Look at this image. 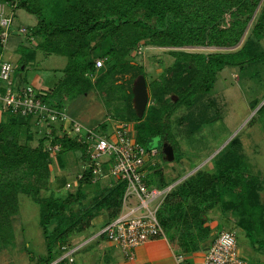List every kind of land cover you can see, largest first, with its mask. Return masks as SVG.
Listing matches in <instances>:
<instances>
[{
    "label": "trees",
    "instance_id": "trees-1",
    "mask_svg": "<svg viewBox=\"0 0 264 264\" xmlns=\"http://www.w3.org/2000/svg\"><path fill=\"white\" fill-rule=\"evenodd\" d=\"M0 4L8 12L23 9L37 19L24 34L31 46L21 55L18 70L34 61L37 51L66 59L57 84L38 92L43 103L61 111L69 106L67 101L73 102L96 87L110 95L121 93L124 105L116 108L121 115L115 118L135 122V141L146 148L157 145L160 156L163 143L171 145L175 160L177 140L170 120L177 109L186 110L179 124L190 138L219 119L209 115L203 103L219 72L236 68L253 78L251 71L259 76V66L264 67V0H0ZM249 25L250 31L235 52H170L174 64L167 73L175 75L166 78L162 74L149 84L153 104L141 118L132 106V87L126 93L122 84L115 87L113 83L116 74L124 76L134 71V77H146L143 68L132 65L128 58L142 41L161 48H234ZM2 31L0 27V35ZM3 47L0 37V61ZM98 59L104 60L101 69L95 67ZM72 107L67 111L76 118L77 111ZM0 114V249L15 246L13 221L19 215L18 196L22 194L39 208L38 226L44 240L45 253L30 256V263L66 264L67 258L57 261L65 253L63 248L71 247L73 239L91 227L100 210L107 214L105 224L120 214L125 182L115 181L88 198L85 188L100 179L94 181L88 167L93 162L82 139L66 135L61 123L57 127L50 124L47 134L39 136L33 145L32 128L43 124L39 118L4 111L1 105ZM257 115H264V102L249 123ZM109 127L110 123L100 124L96 131H108ZM75 151L80 152L83 163L81 178L80 173L74 176V184L62 180L58 190L64 189V196L55 195V189L40 197V192L50 186L51 164L57 161L60 170L67 168L66 156L74 157ZM246 157L240 138L234 136L210 160L213 172L199 169L165 196L157 218L178 255L198 250L209 234L206 215L216 208L232 214L237 229L254 249L264 247V204L260 199L264 182L248 170ZM147 184L160 189L169 186L156 170L148 174ZM99 236L108 241L107 234Z\"/></svg>",
    "mask_w": 264,
    "mask_h": 264
},
{
    "label": "rangeland",
    "instance_id": "rangeland-1",
    "mask_svg": "<svg viewBox=\"0 0 264 264\" xmlns=\"http://www.w3.org/2000/svg\"><path fill=\"white\" fill-rule=\"evenodd\" d=\"M259 9L254 16V21ZM10 10L9 12L6 10L5 13L12 17V26L9 30L7 42L3 47L1 62L11 64L13 69L12 78L15 82L31 86L40 92H46L48 89L54 87L62 78V68L66 64V59L57 55L47 56L37 51L35 60L27 63L24 68L21 66L22 69L18 70L17 67H19L21 55L24 51H29L27 49L31 46L26 40L27 36L18 30L22 27L32 28L36 25L37 19L34 15L27 13L23 9ZM250 28L251 26L249 25L242 41L234 48L191 46L161 48L146 45L142 41L131 51L128 58L132 65L143 68L146 77L143 75L134 77V71L124 76L116 74L113 83L115 87L122 84L125 87L126 93L129 91L128 87H132V106L137 114L134 92L137 91L138 85L142 81L141 78L144 79L147 89V102L142 115L138 116L137 114L141 118L146 113L148 106L153 104L149 84L162 74L166 78L170 76L174 77L175 75L167 73L169 68L174 64V58L170 55V52L184 51L205 55L235 52L242 45ZM258 70L259 76H254L256 72L251 71L253 78L251 76L247 77V75L242 74L236 68L227 67L219 72L214 87L203 98V103L207 106L209 115L218 117L219 119L211 122L202 132L196 133L190 138L186 137L182 132L183 127L179 124L181 115L186 113V110L184 107L178 108L170 120L171 128L175 131L177 140L178 151L176 150L175 153L176 160L174 157V160L168 163L164 161L163 154V156L158 155L154 158L156 167H147L146 172L153 173L154 170L159 171L167 183H173L176 179L180 182L183 181L189 174H193L199 169L209 171L212 166L210 160L236 136L240 138L243 144L244 153L247 156L245 162L248 170L254 174L261 173L264 178V172H262L264 170V115H257L255 121L249 123L257 109L264 102V67L262 69L259 66ZM94 78L95 76L92 77V79ZM103 90V88L99 87L93 88L77 100L73 102L67 101V105L69 106L66 107L67 109H71L73 106L72 108L77 111L76 118L86 126L96 127L100 124H106V126L108 124L109 126L110 123L108 129H111V123L115 124L120 121H126L115 118V115H121L119 110L116 112V108H121L124 105V98L121 93L115 95L112 93L110 95L109 93L106 94V90ZM173 100L176 101L177 98L173 96ZM127 122L130 124L135 135L136 123L132 121ZM55 126L57 127L58 125L56 124ZM46 127L45 123H43L40 124V128H36V126L32 128L35 139L32 142L33 145L37 143L36 139L39 136L47 134ZM37 130L38 132H36ZM73 156H70V154L66 156L67 168L63 170L58 168L57 161L51 164L52 178L50 186L48 189L40 192V197L48 196L55 189V195L64 196L65 190H58L62 180L74 184V176L83 170V163L81 157H79L80 152H73ZM171 164H175V169L171 168ZM193 165L196 166L192 167ZM184 174L185 177L181 178V175L183 176ZM179 178L181 179L179 180ZM103 188H108V185ZM103 188L101 187V183L97 182L90 187H86L85 193L88 198H91L97 191L104 190ZM18 200L19 215L13 221L16 236L15 246L0 249V264H5L6 262L8 264H29L30 256L33 257L37 254L45 253L43 236L38 226V206L30 198L22 194H19ZM86 201H84V204H87ZM75 209H77V206H75ZM102 213H105L104 209L100 210L95 218ZM92 246L90 245L87 249L77 252L74 255L75 263L73 264H93L99 261L101 257L100 251L97 252ZM66 264L72 263L68 262ZM250 264L253 263L250 261Z\"/></svg>",
    "mask_w": 264,
    "mask_h": 264
},
{
    "label": "built area",
    "instance_id": "built-area-1",
    "mask_svg": "<svg viewBox=\"0 0 264 264\" xmlns=\"http://www.w3.org/2000/svg\"><path fill=\"white\" fill-rule=\"evenodd\" d=\"M6 6L0 4V35L5 44L12 26V17L8 16ZM27 28H19L25 34ZM104 66V60L96 61V69ZM12 66L0 61V105L4 110L21 115L33 114L45 126L60 125L71 138H79L87 145L86 153L91 160L94 181L107 175L115 181L125 182L120 214L105 224L100 233L107 234L108 241L115 243L128 258L132 257V249L152 239L165 237V232L157 218V211L165 196L173 186L160 189L147 184L146 168L156 166L154 158L159 155L156 147L146 148L135 141V135L128 122L111 123L108 131H96L73 118L63 108L43 103L38 92L31 86L17 83L12 78ZM51 147L48 149L50 150ZM55 149H57L55 147ZM81 173L78 179L81 178ZM70 185L67 184V187ZM73 246V247H72ZM64 247L65 253L57 261L70 257L78 249L75 245ZM182 262V256H178ZM202 264H250L238 253L237 237L233 231H221L208 249Z\"/></svg>",
    "mask_w": 264,
    "mask_h": 264
},
{
    "label": "crops",
    "instance_id": "crops-1",
    "mask_svg": "<svg viewBox=\"0 0 264 264\" xmlns=\"http://www.w3.org/2000/svg\"><path fill=\"white\" fill-rule=\"evenodd\" d=\"M171 166V168L175 169V164H171ZM210 169L211 170L209 171H205L213 172V166H211ZM262 172H264V170ZM185 174L183 176L181 175V178H184ZM190 175L191 174H189V176ZM257 175L261 176L264 182V178L262 177L261 173ZM181 178H179V180ZM99 182L103 188L107 185H112L115 180L105 175ZM179 182L180 181L176 179L173 181V183L168 184L169 186L174 187ZM260 199L264 204V188L260 193ZM205 219L206 225L209 227V234L205 240L200 242L198 250L178 255L177 252L172 249L165 236L152 239L142 245L137 246L136 248L132 249L133 256L128 258L117 245L107 241L104 238H101L98 235L108 220L107 214L102 213L91 221V227L89 229L84 231L82 234L77 235L73 239L72 245H75V248L77 247L78 249L70 256L73 259V261L70 263H75L74 255L77 252L85 250L90 247V245H93L92 248L96 249L97 252L100 251L99 253L101 254L100 260L94 262L93 264H202L203 259L216 236L221 231L229 230L236 233L238 253L240 256L244 257L249 263L251 261L253 264H264V247L254 249L248 243L242 232L237 229L235 220L231 213H222L216 208L209 211ZM178 256H182L181 263L178 261ZM5 264L8 263L6 262Z\"/></svg>",
    "mask_w": 264,
    "mask_h": 264
},
{
    "label": "water",
    "instance_id": "water-1",
    "mask_svg": "<svg viewBox=\"0 0 264 264\" xmlns=\"http://www.w3.org/2000/svg\"><path fill=\"white\" fill-rule=\"evenodd\" d=\"M142 81L138 85L137 91L134 92L135 96V103H136V109L138 116L142 115V112L146 106L147 102V89L144 83V79L141 78ZM162 154L164 155V161L166 162H172L174 160V152L171 145L168 143H163L162 145Z\"/></svg>",
    "mask_w": 264,
    "mask_h": 264
}]
</instances>
